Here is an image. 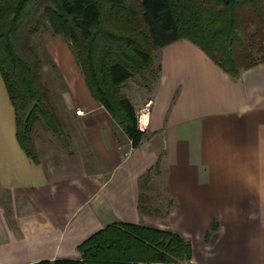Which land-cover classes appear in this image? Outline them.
I'll list each match as a JSON object with an SVG mask.
<instances>
[{
  "label": "crops",
  "instance_id": "obj_1",
  "mask_svg": "<svg viewBox=\"0 0 264 264\" xmlns=\"http://www.w3.org/2000/svg\"><path fill=\"white\" fill-rule=\"evenodd\" d=\"M156 57L151 95L131 101L136 147L75 61L82 134L57 159L20 147L0 76V264L79 258L77 245L114 221L180 235L186 264H264V61L232 76L187 38Z\"/></svg>",
  "mask_w": 264,
  "mask_h": 264
},
{
  "label": "trees",
  "instance_id": "obj_2",
  "mask_svg": "<svg viewBox=\"0 0 264 264\" xmlns=\"http://www.w3.org/2000/svg\"><path fill=\"white\" fill-rule=\"evenodd\" d=\"M43 23L68 41L91 96L132 147L144 130L119 87L153 69V50L187 38L232 76L264 61V0H0V76L14 110L16 139L35 161L36 123L62 135L31 46ZM250 24L255 28L247 34ZM77 249L79 258L27 264H174L190 257V244L180 235L124 221L93 232Z\"/></svg>",
  "mask_w": 264,
  "mask_h": 264
},
{
  "label": "rangeland",
  "instance_id": "obj_3",
  "mask_svg": "<svg viewBox=\"0 0 264 264\" xmlns=\"http://www.w3.org/2000/svg\"><path fill=\"white\" fill-rule=\"evenodd\" d=\"M254 28V25H248L247 34L251 33ZM31 46L40 59V79L48 88L50 104L62 128V135L56 136L43 123H36L33 128L34 146L36 154L41 156L49 154L57 159L79 145L82 125L73 115L78 109L74 106L77 100L75 94L81 77L73 55L70 54L68 41L62 35L52 34L45 23L32 36ZM156 50L152 51L153 69L144 71L143 76L132 75L119 87L120 93L134 104L142 103L151 95L157 74ZM253 55L258 56L256 53ZM138 109H136L137 120ZM174 264H186V261Z\"/></svg>",
  "mask_w": 264,
  "mask_h": 264
},
{
  "label": "built area",
  "instance_id": "obj_4",
  "mask_svg": "<svg viewBox=\"0 0 264 264\" xmlns=\"http://www.w3.org/2000/svg\"><path fill=\"white\" fill-rule=\"evenodd\" d=\"M143 108H145V106H143ZM82 110H80L79 108L75 110V113H81ZM138 117H139V114H138Z\"/></svg>",
  "mask_w": 264,
  "mask_h": 264
}]
</instances>
